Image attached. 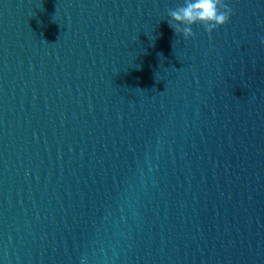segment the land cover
I'll return each instance as SVG.
<instances>
[{
  "label": "water",
  "instance_id": "obj_1",
  "mask_svg": "<svg viewBox=\"0 0 264 264\" xmlns=\"http://www.w3.org/2000/svg\"><path fill=\"white\" fill-rule=\"evenodd\" d=\"M161 0H0V264H86Z\"/></svg>",
  "mask_w": 264,
  "mask_h": 264
},
{
  "label": "clouds",
  "instance_id": "obj_2",
  "mask_svg": "<svg viewBox=\"0 0 264 264\" xmlns=\"http://www.w3.org/2000/svg\"><path fill=\"white\" fill-rule=\"evenodd\" d=\"M232 9L226 0H184V4L168 11L169 26L185 39L194 36L193 25H202L211 34L230 20Z\"/></svg>",
  "mask_w": 264,
  "mask_h": 264
}]
</instances>
